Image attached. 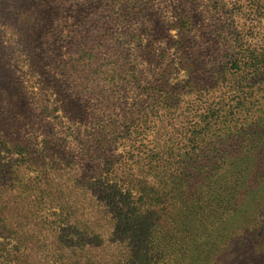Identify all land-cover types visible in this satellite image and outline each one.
Segmentation results:
<instances>
[{
	"label": "rangeland",
	"instance_id": "1",
	"mask_svg": "<svg viewBox=\"0 0 264 264\" xmlns=\"http://www.w3.org/2000/svg\"><path fill=\"white\" fill-rule=\"evenodd\" d=\"M263 52L264 0H0V264H128L111 237L121 206L108 165L184 172L189 135L235 96L231 81L263 89L251 72ZM252 162L241 179L255 180L215 231L225 237L192 246L187 264H264V169ZM151 186L161 205L146 189L129 202L153 206L147 241L168 253L166 229L192 222L188 183Z\"/></svg>",
	"mask_w": 264,
	"mask_h": 264
},
{
	"label": "trees",
	"instance_id": "2",
	"mask_svg": "<svg viewBox=\"0 0 264 264\" xmlns=\"http://www.w3.org/2000/svg\"><path fill=\"white\" fill-rule=\"evenodd\" d=\"M251 58L257 66L251 72L264 75V52ZM236 62L239 72L247 73L250 69L243 61ZM221 78L224 79V73ZM231 82V92L235 96L226 99L218 97L219 102L200 115L195 129L189 135L192 157L185 156V161L181 164L185 168L184 172L160 169L153 166L151 159L142 162L139 159L134 161V157L130 158V165H127L128 159L120 163V167L108 165V171L115 177L112 179L115 189L110 194L111 205H115L112 201L115 198L119 203L118 207L121 206L115 217L110 215L116 221L111 237L124 244L128 264H156L161 260L170 261L172 264H187L189 257H192L189 251L192 246L199 248L207 240H220L225 237L215 233L217 227L233 211L234 200L241 190L247 191V184L256 178L254 172L245 180L241 179L242 167H247L253 161L251 168L264 169V87L259 94L242 93L241 84L236 79ZM260 155L261 159L256 162ZM173 177L182 178L188 183L182 202V213L189 215L192 222L188 228L177 222L172 230L166 229L170 252L162 253L158 246L152 247L147 241V238H152L155 242V237L149 235L153 206L149 202L138 204L140 200L137 198L136 201L129 202V197L146 189L159 195L158 204L161 205L166 192L156 191L149 184L156 180L167 182ZM162 209L164 205L160 211ZM97 213L99 215L102 212ZM102 239L103 234L96 233L88 241V249L103 245ZM113 261L114 257L105 264ZM63 264L80 262L67 258Z\"/></svg>",
	"mask_w": 264,
	"mask_h": 264
}]
</instances>
